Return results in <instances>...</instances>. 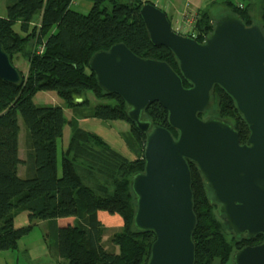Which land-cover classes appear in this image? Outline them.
I'll return each instance as SVG.
<instances>
[{"label": "trees", "instance_id": "trees-1", "mask_svg": "<svg viewBox=\"0 0 264 264\" xmlns=\"http://www.w3.org/2000/svg\"><path fill=\"white\" fill-rule=\"evenodd\" d=\"M74 1L8 0L7 14L0 16L3 50L14 66L18 54L29 66L26 74L18 70V84L0 79V251L17 250L19 241L43 222L51 225L52 247L66 264H147L155 236L135 230L136 199L131 188L132 178L145 170L147 135L128 119L122 97L108 94L99 85L89 62L97 52L124 43L135 55L165 61L180 73L178 63L169 49L151 43L139 14L147 1L85 0L93 4L86 15L72 8ZM226 7L225 15H238L247 26L258 24L264 30V13L255 17L252 5L244 8L228 2ZM215 21L202 12L192 37L203 42ZM184 86L189 84L184 81ZM41 91L56 92L74 113L73 119H67L62 107L36 105L34 96ZM213 100L219 107L217 117L231 123L241 143H246L249 130L232 97L217 86ZM142 118L178 137L159 103L147 107ZM19 119L28 135L25 160L19 156ZM87 119L130 124L123 138L134 159L81 128L79 122ZM67 125L71 126V138L62 152L59 175L58 143ZM21 166L24 178L19 174ZM190 168L197 216L193 234L196 264H229L235 251L261 244L263 235L247 240L245 235L236 237L228 230L212 192L196 166L190 164ZM23 212L28 213L29 224L16 228L15 219ZM101 212L118 215L123 221L122 230L112 238L118 253L103 246ZM70 217L76 218L75 225L58 226L59 219Z\"/></svg>", "mask_w": 264, "mask_h": 264}, {"label": "water", "instance_id": "water-1", "mask_svg": "<svg viewBox=\"0 0 264 264\" xmlns=\"http://www.w3.org/2000/svg\"><path fill=\"white\" fill-rule=\"evenodd\" d=\"M139 14L151 43L172 52L180 73L165 61L135 55L124 43L97 52L89 69L108 94L122 97L128 119L147 135L145 170L131 180L133 226L155 236L147 264H196L190 164L212 192L230 232L247 240L264 236V30L226 14L199 42L174 31L167 13L152 3L144 4ZM0 79L21 81L1 43ZM217 86L232 97L248 127L244 144L227 120L200 117L211 106ZM154 103L168 112L177 138L143 120V112ZM232 260L264 264V241L237 250Z\"/></svg>", "mask_w": 264, "mask_h": 264}, {"label": "rangeland", "instance_id": "rangeland-1", "mask_svg": "<svg viewBox=\"0 0 264 264\" xmlns=\"http://www.w3.org/2000/svg\"><path fill=\"white\" fill-rule=\"evenodd\" d=\"M82 4H79V2ZM238 0H233L236 3ZM244 3H248V0H242ZM8 0H0V15L6 16ZM89 3V4H88ZM92 3L85 0H77L72 4V8L81 14H88L92 8ZM155 5V4H154ZM177 27L174 26V29ZM183 34H185L183 32ZM14 64L21 71L26 69L25 65L28 64L26 58L22 54H18L14 58ZM23 72V73H24ZM26 74V73H25ZM91 100L95 103L96 100L92 94H89ZM34 103L38 106H59L65 109L66 117L68 120L73 119L74 113L70 111L64 100H62L56 92L53 91H41L34 96ZM203 115V119L219 116V107L217 102H212L211 106ZM21 127L20 132V149L21 159L25 160L28 152V135L22 119H19ZM80 127L84 130L95 133L102 137L109 145H111L116 151L123 154L129 159H134V155L130 153L124 143V134L130 131V124L123 121H104L99 119H87L79 122ZM71 138V126L65 127L64 136L58 143V169L59 175H62V152L66 148ZM24 167V166H23ZM21 166V177L25 176V168ZM100 220L105 227V235L103 237V246L107 251L118 253V247L112 242V238L115 233H118L123 228V221L118 215H111L101 212L99 214ZM59 227H65L67 225H75L77 223L76 218H61L58 220ZM29 224L28 213L23 212L17 218L15 227L19 228L27 226ZM54 240L51 238V225L49 223H39L34 229L19 241V248L17 250L0 251V264H66V261L61 259L55 246L52 247ZM236 252V251H235ZM234 252V253H235ZM233 253V254H234ZM232 254V255H233ZM229 264H234L233 260Z\"/></svg>", "mask_w": 264, "mask_h": 264}, {"label": "crops", "instance_id": "crops-1", "mask_svg": "<svg viewBox=\"0 0 264 264\" xmlns=\"http://www.w3.org/2000/svg\"><path fill=\"white\" fill-rule=\"evenodd\" d=\"M144 1L155 4L161 10L166 12L171 21L172 27L174 28V26H176L177 27L176 29L178 31L182 30L183 32H189L191 30L190 27L194 25L199 15H201V13L204 11L209 13L215 20L219 19L221 16H224L225 15L224 13L226 12L227 9L226 4L228 2H233V0H144ZM248 1H249L248 3H244L242 0H238L236 3L234 2L233 3L237 6L242 5L244 8L252 5V7L254 8L253 12L255 14V17H258L260 13H264V0H248ZM78 2L79 4H82V2L80 1ZM0 16L3 17L4 15H0ZM16 68L20 70L18 67ZM28 68H29L28 64L25 65L24 69L26 70L25 72L24 71L22 72L27 73ZM19 156L23 158L20 149V139H19ZM21 170L22 169L20 167L19 174H21Z\"/></svg>", "mask_w": 264, "mask_h": 264}, {"label": "flooded vegetation", "instance_id": "flooded-vegetation-1", "mask_svg": "<svg viewBox=\"0 0 264 264\" xmlns=\"http://www.w3.org/2000/svg\"><path fill=\"white\" fill-rule=\"evenodd\" d=\"M171 22V21H170ZM197 22V21H196ZM196 22L194 23V25H192V27H190L191 28V30L189 31V32H184L185 34H183V31L182 30H180V31H178L177 29H174L173 27V30L174 31H176V32H178V33H180V34H182V35H185V36H193L194 35V33H195V26H196ZM193 24V23H192ZM172 25V24H171ZM194 37V36H193ZM221 217V216H220Z\"/></svg>", "mask_w": 264, "mask_h": 264}, {"label": "built area", "instance_id": "built-area-1", "mask_svg": "<svg viewBox=\"0 0 264 264\" xmlns=\"http://www.w3.org/2000/svg\"><path fill=\"white\" fill-rule=\"evenodd\" d=\"M40 50H41V51H43V50H44V48H43V47H41V48H40ZM39 53H40V52H39Z\"/></svg>", "mask_w": 264, "mask_h": 264}]
</instances>
